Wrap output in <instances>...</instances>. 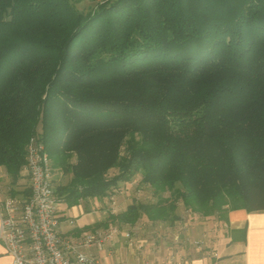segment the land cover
<instances>
[{
	"label": "trees",
	"instance_id": "obj_1",
	"mask_svg": "<svg viewBox=\"0 0 264 264\" xmlns=\"http://www.w3.org/2000/svg\"><path fill=\"white\" fill-rule=\"evenodd\" d=\"M95 1L0 0L5 189L34 139L68 208L153 191L106 225L264 212V0Z\"/></svg>",
	"mask_w": 264,
	"mask_h": 264
},
{
	"label": "crops",
	"instance_id": "obj_2",
	"mask_svg": "<svg viewBox=\"0 0 264 264\" xmlns=\"http://www.w3.org/2000/svg\"><path fill=\"white\" fill-rule=\"evenodd\" d=\"M88 201L81 203L98 204V200ZM77 208L78 205L73 209ZM62 214L65 216V211L62 210ZM213 219L200 218L189 223L190 226L181 219L172 226L151 222L144 217V237L140 238L142 248L137 244L128 246L125 232L136 229L143 222L119 226L114 223L119 229L114 242L107 243L102 251L96 247L83 251L103 264H264V212L231 211L226 219L218 218L222 223L219 228L215 227ZM97 221L77 226L74 236L79 238L84 232L91 231L95 227L92 225L99 223ZM63 230L67 233L73 231L66 224ZM175 250L178 257L173 256ZM0 264H12L3 245H0Z\"/></svg>",
	"mask_w": 264,
	"mask_h": 264
},
{
	"label": "built area",
	"instance_id": "obj_3",
	"mask_svg": "<svg viewBox=\"0 0 264 264\" xmlns=\"http://www.w3.org/2000/svg\"><path fill=\"white\" fill-rule=\"evenodd\" d=\"M23 171L29 178L27 196H12L0 174V245L12 258V264H103L83 250L96 247L102 251L114 241L118 227L111 225L105 230L84 232L79 238L74 236L76 220L62 214L64 202L55 194L50 158L34 139L27 147ZM64 224L73 231L65 232ZM126 237L133 246L131 234Z\"/></svg>",
	"mask_w": 264,
	"mask_h": 264
},
{
	"label": "rangeland",
	"instance_id": "obj_4",
	"mask_svg": "<svg viewBox=\"0 0 264 264\" xmlns=\"http://www.w3.org/2000/svg\"><path fill=\"white\" fill-rule=\"evenodd\" d=\"M73 4L80 10L85 13H88L93 9L96 5L95 0H72ZM100 1V0H98ZM102 1V0H101ZM104 1V0H103ZM2 171L0 170V174L4 177V174L1 173ZM116 174L115 171L110 172V176ZM57 178V177H56ZM55 188H56V182H54ZM20 186L22 188H19L24 191V189L27 187L29 188V178L28 176L23 173V179L20 182ZM90 200H98V199H89L86 200L90 202ZM99 201H101L99 203ZM140 202V203H152L154 202V194L153 191L150 190L149 188L145 187L142 185L141 178L136 177L131 183L127 184H122L118 186L114 191L111 192V195L104 198V200H98L95 205H91L94 203H89L86 205L85 203H79L78 208L74 210L77 205L73 206L72 208H69L64 205L61 206L60 208L65 211V216L69 219L76 220V225L78 227H83L85 225H90L92 220L94 221L95 219L98 220L97 222L99 223H94L95 227H92L91 231L94 230H105L110 227V225H114L113 223L105 224L107 221V218L109 216H118L120 213L125 212L129 206L133 205L134 202ZM94 202V201H93ZM177 213L182 217V221L185 222L184 224L187 226H190L191 224L189 223H194L195 221L199 220L201 217L199 216H194L191 213L186 212L184 209L183 205L179 206V209ZM93 217V218H91ZM141 225H138V227L134 230L126 231L125 235L131 234L132 236V244L135 246H140V238L144 237V218L140 220ZM213 223H215V227L219 228L221 227L222 223H220L221 219L219 220L218 218H214ZM219 221V222H218ZM115 226V225H114ZM119 226V225H118ZM124 231V230H123ZM122 231V232H123ZM162 231V230H161ZM121 233V231H120ZM119 232L117 233L116 237L118 236ZM80 236V235H79ZM125 236V237H126ZM115 237V239H116ZM127 238V237H126ZM114 239V240H115ZM144 239V238H143ZM114 242V241H112ZM128 246H130V241L127 239ZM177 251H174L173 256L178 257ZM172 256V257H173Z\"/></svg>",
	"mask_w": 264,
	"mask_h": 264
}]
</instances>
